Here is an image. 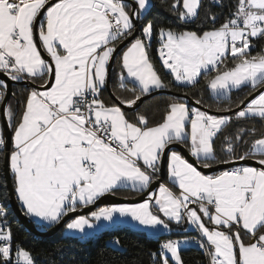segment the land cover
<instances>
[{
	"label": "snow or ice",
	"instance_id": "obj_1",
	"mask_svg": "<svg viewBox=\"0 0 264 264\" xmlns=\"http://www.w3.org/2000/svg\"><path fill=\"white\" fill-rule=\"evenodd\" d=\"M135 2L130 15L124 0H0V74L14 82L40 79L44 89L29 92L19 123H14L10 104L0 109L13 129L10 141L0 129V151L18 200L27 215L58 224L78 206L93 204L119 186L150 189L167 155V175L178 193L159 183L142 203L102 207L90 217L76 216L66 228L83 232L85 226L93 227L92 219L112 221L116 213L148 228L168 229L169 222L186 218L206 238L209 264H264V135L243 154L237 144L248 145L245 137L257 130L240 128L225 136L223 151L230 159L218 163H245L206 175L179 152L166 149L174 142L186 144L190 155L210 169V161H217L214 138L231 117L172 102L162 121L150 125L147 115L129 119L119 105L100 99L119 44L135 31L133 18L150 5V0ZM209 3L224 6L221 0ZM170 7L180 20L194 21L202 0H173ZM208 19L215 24L214 14ZM153 34L149 21L141 29L143 38L136 37L120 56L121 87L127 78L139 85V92L121 104L135 106L153 89L171 87L149 59ZM158 35L159 59L175 81L196 86L203 75L217 95L250 84L259 91L236 112V119L251 115L264 120V49L251 52L253 38L264 39V0H236L235 10L211 30L160 28ZM7 92V81L0 79V101ZM250 158L259 166L247 165ZM6 215L0 208V264H35L19 244L13 253ZM151 256L157 264H184L177 240L163 242Z\"/></svg>",
	"mask_w": 264,
	"mask_h": 264
},
{
	"label": "trees",
	"instance_id": "obj_2",
	"mask_svg": "<svg viewBox=\"0 0 264 264\" xmlns=\"http://www.w3.org/2000/svg\"><path fill=\"white\" fill-rule=\"evenodd\" d=\"M151 2L152 5L150 10L138 17V37L143 38L141 36V29L151 21L154 24V34L147 49L149 59L155 66L162 80L171 85V87L167 89L171 90L172 93L158 94L145 100L133 110H126L120 106L129 119H132L135 114L141 113L147 115L150 125L159 123L162 121V117L169 103L186 102L182 98L183 95L189 96L196 102L200 101L199 104L201 106L213 112H228L241 105L249 95L258 89L245 86L232 91L227 97H214L211 94L210 88L205 85L203 75L199 77V84L196 86H192L191 84H180L174 80L170 71L162 66V62L159 59L158 49L160 47V42L158 39V30L160 28H170L173 31L193 29L202 32L212 29L213 27H219L220 24L230 16V12L235 10L236 0H221L224 5L223 7L210 5L209 0H202L199 17L189 22L180 20L177 13L171 9L170 6L173 0H151ZM128 5L129 8L132 9V5L130 3H128ZM209 8L210 11H208ZM213 14L216 16L215 24H213L210 19L205 20V17H210ZM117 43L119 44V42ZM126 47L117 54L111 76L112 91L120 100L131 99L139 92V86L128 79L125 81V86L121 87L118 68L120 67V56ZM262 49H264V39H255L254 46L251 48L252 54L255 55ZM227 63L231 66L230 59L227 60ZM206 75L213 76L215 73H206ZM36 83L42 84L43 81L37 79ZM32 89L33 88L29 86L20 84H15L13 86V99L16 104L14 123H19L25 108L27 96ZM100 96L105 104L118 105V103L111 98L106 87L101 90ZM188 105L189 108H193L191 104L188 103ZM235 114L229 115L232 118L231 121L222 128L214 139L217 161H210L213 165L219 164L218 161L221 159H230L223 151L225 136H234L236 131L240 128H255L257 130L255 136L249 135L245 137V139L248 140V145H244L242 142L237 144V152L243 154V152L248 150V147L254 139L261 138V136L264 135V120L260 117L236 119ZM4 157L5 153H0V201L7 213L6 219L9 220L8 228H10L12 232L13 253L15 252L16 245L19 244L32 254L35 259V264H157V261L151 256V253L160 250V245L164 238L187 237L192 234L190 232H180L162 234L158 237H148L127 227H117L112 230L103 231L96 238L81 239L64 235L62 233V227L52 236L35 235L24 227L23 223L18 219L10 207V196L4 176ZM258 158L259 155L257 154V159ZM114 193L125 197H135L144 193V191L115 190ZM21 207L23 208L22 204ZM23 210L25 211L24 208ZM117 239L119 240L118 245L113 243V241ZM180 254L184 264H205L207 260L205 252L198 249L194 244L190 247L181 249ZM13 259H15L14 256ZM170 263L173 264L171 261Z\"/></svg>",
	"mask_w": 264,
	"mask_h": 264
},
{
	"label": "water",
	"instance_id": "obj_3",
	"mask_svg": "<svg viewBox=\"0 0 264 264\" xmlns=\"http://www.w3.org/2000/svg\"><path fill=\"white\" fill-rule=\"evenodd\" d=\"M124 1L129 2L132 5V11L137 7L136 2L134 0H124ZM52 2H55V0H52ZM133 22L135 25V31L133 32L132 36L128 37L123 42V44H119L117 52L114 54L113 59L109 63L108 78H107V82H106V88H107V91H108L109 95L111 96V98L115 102H117L119 106H121L122 108H124L126 110L136 109L145 100L152 98L158 94H161V93L162 94H171L172 93V91L168 90V89H157V90L152 91L150 94L144 96L140 101L137 102V104L135 106L129 107L127 105L121 104V102H120L121 100L117 99L118 97L112 91L111 76H112V71H113V66L115 63L116 56L120 50H122L129 43H131L136 37H138V34H139V18L134 17ZM44 55H45V58L47 59L46 54H44ZM0 79L6 80L7 84H8V92H7L5 99L1 102L0 109L8 106L10 99L14 96L13 95V86L15 84L29 86L31 88L43 89V88L39 87L41 84H38L36 82L33 83L30 80H20V81L14 82V81H11L7 76H5L3 74H0ZM260 88H264V85H262ZM258 91H259V88L257 90H255L251 95H249L241 105H239L238 107H236L235 109H233L231 111L223 112V113L213 112L207 108H204L203 106L196 103V101L192 100L187 95H183L182 98L186 102L191 104L193 107L201 109L203 111H207L209 114L228 116L231 114H235L237 111H239L240 109L245 107L247 105V103L249 102V100L251 98H253L258 93ZM1 116H2V124L4 127V132H5V138L10 141V138L12 136V128H9L7 126L6 117H4L2 114H1ZM8 148L9 149L11 148L10 142L8 144ZM172 148L178 149L190 162H194L196 164V166L198 168H200V170H202L205 173H212V172L219 171V170H225L226 168H231L234 166L237 167V166H240V165L245 163V162H237L236 164H217V165H213L210 169H206V168L202 167V163L200 161H197L195 157H192L190 155L189 148L185 144H181L179 142H174V144L170 145L166 149V152L168 153V151ZM246 163H247V165H251V166H255V167L259 166L256 162V159H252V158L248 159ZM166 169H167V155L163 159V162L161 165V177H159L158 182L154 183L150 189L145 190L144 193H142L138 196H135V197L120 196L114 192L113 193H107L104 196H101L99 199H97L93 204H89V205L83 206V207H78L76 212L69 213L58 224H55V225L48 227V228H43V227L39 226L33 220V218L31 216L27 215L26 212L21 207V204L18 200L17 194L14 191V183H13L12 174L8 168L6 158L4 157V176H5L9 196H10V207L12 208V210L14 211V213L16 214L18 219L23 223L24 227L28 231H30L33 234L38 235V236H52L55 233H57L67 223L68 220H70L76 216L87 214V213L93 211L94 209H96L97 207H99L101 205L116 204V203H138V202L143 201L144 199L147 198V193L149 190L157 189L159 186V183H162L166 179Z\"/></svg>",
	"mask_w": 264,
	"mask_h": 264
},
{
	"label": "crops",
	"instance_id": "obj_4",
	"mask_svg": "<svg viewBox=\"0 0 264 264\" xmlns=\"http://www.w3.org/2000/svg\"><path fill=\"white\" fill-rule=\"evenodd\" d=\"M135 1V0H134ZM125 2V1H124ZM126 4H128L129 2H125ZM150 3L151 0H150ZM150 7V5H149ZM149 7H147L146 9L144 10H141L140 11V15H143L145 13L148 12L149 10ZM129 12H130V15L132 14V9L128 8ZM134 23V22H133ZM208 30H211V29H208ZM181 31H197V30H193V29H184V30H181ZM176 32H180V31H176ZM199 32V31H198ZM256 38H253V45H254V40ZM130 45V43L128 44V46ZM127 46V47H128ZM126 47V49H127ZM125 49V50H126ZM124 50V51H125ZM227 63V60L225 61ZM118 71H119V74L120 72L122 71L121 67L118 68ZM169 71V70H168ZM128 80L132 81V78H127ZM199 79V78H198ZM180 84H185L187 85L188 83L186 82H178ZM138 85V83H136ZM139 86V85H138ZM247 86H251L250 84L247 85ZM106 87V84L105 86ZM103 87V88H104ZM242 87H245V86H241L240 88ZM102 88V89H103ZM240 88H232L230 91H228L227 93L225 94H221V95H217L216 93H214L211 89V94L214 96V97H227L230 95V93L234 90H238ZM101 89V90H102ZM38 90H44V89H38ZM154 90H157V89H153L152 91ZM100 99L101 96H100ZM2 101H0L1 103ZM187 103V102H186ZM9 104L11 105V108H12V111L13 113H15V109H16V104H15V101L13 99V97L10 99L9 101ZM8 104V105H9ZM187 106L189 107L188 103H187ZM195 108V107H193ZM122 109V108H121ZM191 109V108H190ZM200 111H203L201 109H199ZM123 111V110H122ZM212 115V114H210ZM214 116H223V115H214ZM229 116V115H228ZM231 117V116H229ZM248 117H258V116H251L249 115ZM224 127V126H223ZM222 127V128H223ZM219 134V133H218ZM217 134V135H218ZM13 135V134H12ZM217 137V136H216ZM215 137V138H216ZM214 138V139H215ZM171 151H177L179 152L182 156H184L178 149H175V148H172L168 151V153L170 154ZM185 157V156H184ZM186 158V157H185ZM187 159V158H186ZM213 165V164H212ZM241 166V165H240ZM251 166V165H249ZM239 167V166H237ZM202 171V170H201ZM220 171H223V170H219V171H215V172H212V173H205L206 175H212V174H215V173H218ZM203 172V171H202ZM162 183H166L170 188H172V190L174 192H177L178 193V187L174 185V183L169 179L168 175H167V169H166V179L162 182ZM158 189V188H157ZM115 190H130V191H136V192H142L138 189H133L132 186H131V183H128L126 185H123V186H119L117 187ZM114 190V191H115ZM147 190V189H146ZM145 191V190H144ZM143 201L141 202H138V203H116V204H104V205H101L99 207H97L96 209H94L93 211L87 213V214H84L83 216H89L90 217V214L94 211H97L98 209L102 208V207H109V206H112V205H120V204H127V205H134V204H139V203H142ZM21 203V202H20ZM22 204V203H21ZM23 206V205H22ZM87 206V205H86ZM78 207H83V206H78ZM24 208V207H23ZM26 211V210H25ZM157 209L155 207H153V212H156ZM160 216H161V219H164L166 222H169L167 221V218L163 216L162 213H160ZM33 218V220L41 227L43 228H48V227H51L55 224H52V225H48V223L46 221H42L40 218L38 217H35V216H31ZM75 218V217H74ZM72 218V219H74ZM206 219V218H205ZM71 220V219H70ZM68 220L67 223L70 221ZM92 224H93V227L89 228L88 226H85V230L83 232H80L78 230H69L66 228V224L63 226V229H62V233L64 235H67V236H73V237H78V238H81V239H88V238H96L99 236L100 233H102L103 231H106V230H112L114 228H117V227H127V228H130V229H133L135 231H138L148 237H158L162 234H170V233H180V232H190L192 233L190 236H187V238L189 240H191V238L193 239H196V238H199V239H202L203 241L206 242V238L203 237V234L200 232V230L193 224L189 223L187 221V219L185 218L184 220H182L179 224H177L175 221H171L169 222L170 226L168 229H164L162 226H157L156 228H148V227H145V226H142V225H139L138 222L136 221H132L131 220V217L130 216H126V217H121L119 215V213H116L114 214V217H113V220L112 221H107V220H104L103 218L100 220V221H96L95 219H92L91 220ZM207 243V242H206Z\"/></svg>",
	"mask_w": 264,
	"mask_h": 264
},
{
	"label": "built area",
	"instance_id": "obj_5",
	"mask_svg": "<svg viewBox=\"0 0 264 264\" xmlns=\"http://www.w3.org/2000/svg\"><path fill=\"white\" fill-rule=\"evenodd\" d=\"M158 39H159V42H160V37H159V35H158ZM0 105H1V103H0ZM0 129L3 130V133H4V135H5L4 127H3V124H2V116H1V114H0ZM0 153H4V151H0ZM159 177H161V169H160ZM19 202H20V201H19ZM0 208H3V205H2V203H1V201H0ZM3 209H4V208H3ZM4 211L6 212L5 209H4ZM6 220H7V226H6V228H8L9 220H8V219H6ZM169 239H171V240H177L176 237L164 238V239L162 240L161 244H162L163 242L169 240ZM177 241H178V240H177ZM190 241H192V242H193L192 244H194L198 249H200V250H202L203 252H205V254L207 255V251H206V249H207L209 246L207 245V243H206L205 241H203L202 239H199V238H196V239H194V238L192 239V238H191ZM201 243H204V244H205V247H201V246H200ZM209 259H210V258H209V256L207 255V260H206V263H205V264H209Z\"/></svg>",
	"mask_w": 264,
	"mask_h": 264
},
{
	"label": "rangeland",
	"instance_id": "obj_6",
	"mask_svg": "<svg viewBox=\"0 0 264 264\" xmlns=\"http://www.w3.org/2000/svg\"><path fill=\"white\" fill-rule=\"evenodd\" d=\"M152 3H150L149 10L151 8ZM178 241H180V250L190 247L192 245V241H190L187 237H176ZM171 264V263H170Z\"/></svg>",
	"mask_w": 264,
	"mask_h": 264
}]
</instances>
